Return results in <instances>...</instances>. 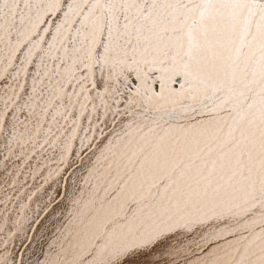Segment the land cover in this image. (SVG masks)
<instances>
[{
    "label": "snow or ice",
    "instance_id": "1",
    "mask_svg": "<svg viewBox=\"0 0 264 264\" xmlns=\"http://www.w3.org/2000/svg\"><path fill=\"white\" fill-rule=\"evenodd\" d=\"M0 264H264V0H0Z\"/></svg>",
    "mask_w": 264,
    "mask_h": 264
}]
</instances>
